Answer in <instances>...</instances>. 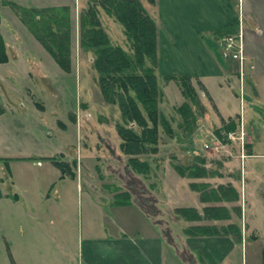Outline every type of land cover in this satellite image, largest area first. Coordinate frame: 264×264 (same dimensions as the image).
Instances as JSON below:
<instances>
[{
	"label": "rangeland",
	"instance_id": "374dc122",
	"mask_svg": "<svg viewBox=\"0 0 264 264\" xmlns=\"http://www.w3.org/2000/svg\"><path fill=\"white\" fill-rule=\"evenodd\" d=\"M10 1L39 8L71 6L72 69L63 70L21 21L14 8L0 0V30L5 36L10 62L16 56L15 61L18 63L14 74L11 65H0V108L7 109L4 114L0 110V264H17L11 252L15 247L14 237L9 240L5 238L6 233L9 235L14 228L15 210H22L18 216L23 217L26 236L42 248L43 255L38 256V264H45L46 261L56 264L70 261L77 264L83 253L82 242L84 246L86 244L83 240L88 226L104 227L112 220H121L118 213L110 220L114 210L111 213L109 206L105 205L114 201L119 190L129 191L130 201L133 199L140 207L154 211L158 206L155 205L156 197L153 195L157 188L150 173H139L129 165L130 156L120 147L122 139L117 129L118 123H124L120 108L102 94L94 64L95 54L80 47V13L93 0ZM98 8L106 33L112 43L120 46L132 59L134 67L138 68L137 73L146 74V70L153 68L158 77V151L140 154L138 157L149 162L165 161L166 167H161V176L164 178L161 186L165 188L168 203L163 207L168 212V218L174 219L172 208L176 196L170 189H180L181 185L176 180V165L180 162L189 163L193 159L204 160L195 156L199 147L206 150L209 158L233 159L239 155V145L237 140L227 137L228 132L218 134L217 123L213 120V104L208 96H204V88L193 83L197 98L200 97L205 106L203 109L184 96L180 81L162 76L159 71L158 40L157 62L146 56L140 65L134 57L132 40L124 24L105 7L98 5ZM237 88L244 97L239 84L234 85V89ZM206 97L209 111L214 117L212 120L206 118L207 108L203 99ZM185 101L190 103L196 117L191 126L193 130L188 133L184 116L179 111ZM140 108L146 116L142 104ZM261 114L263 118L256 116L247 120L246 129L251 130L252 137L257 139L254 149L257 155L248 157V162L254 164L256 171L264 176V111ZM164 119L168 122L167 128ZM149 124L152 121L149 120ZM126 125L141 132L142 126H137L135 121ZM233 142L236 146L229 149L228 146H222L223 143ZM49 156L59 160L65 158V162L71 165L82 180L59 181L58 176L62 171L48 161ZM244 156L240 154L237 157L243 159ZM201 170L191 172L206 173V170ZM54 181L59 196L54 194L53 189L51 198L46 195L42 198L40 193H46ZM204 188L199 189L201 195L216 198L212 189ZM16 193L20 196L17 206L14 204ZM96 196L102 198L105 204L100 205ZM228 197L233 199L235 195L229 193ZM245 204L253 209L247 222L243 223L247 228L248 239L243 246V253L240 247L226 262L264 264V188L254 192L250 198L246 196L244 207ZM51 220L54 223L52 231H56L65 241L64 249L53 244H42L45 232L40 233L39 228L48 230L51 228ZM65 247H69V250ZM22 259V264L30 263L24 257Z\"/></svg>",
	"mask_w": 264,
	"mask_h": 264
},
{
	"label": "crops",
	"instance_id": "0c3cea01",
	"mask_svg": "<svg viewBox=\"0 0 264 264\" xmlns=\"http://www.w3.org/2000/svg\"><path fill=\"white\" fill-rule=\"evenodd\" d=\"M142 2L157 23L159 71L162 72V76L168 74L191 76L195 85L204 88V96H208L213 104L215 119L209 111L208 98H203L207 108L206 118L213 119L214 123H217V129L223 126L224 121L235 120L236 128L232 131L239 133L243 128L245 142L242 146L240 140L237 141L239 155L233 159L209 158L206 150L199 147L195 156H200L204 160L193 159L189 163L178 164L183 167L191 166L192 172L203 169L206 173L183 176L176 169V180L180 181L181 185L180 189H170L176 196L175 206L172 208L174 219L168 218V212L163 207L168 202L165 188L161 186L164 180L161 176L163 173L161 167H166L165 161L162 160L149 162L150 175L157 188L153 193L156 197L155 205H158L154 211L140 207L133 199L130 204L118 203L116 195L121 190L115 194L113 204H105L102 198L96 196L101 202L100 205L104 203L109 206L111 213L114 210L112 217L109 216L110 220L115 213L120 215L121 220H112L104 227L89 225L83 240L86 244L84 246L82 242L83 253L77 264H229L226 261H229L230 256L240 247L243 253V246L248 239L247 228L243 223L247 222L253 209L248 208L247 203L244 207L243 200L264 188L262 187L264 176L256 171L254 164L248 162V157L257 155L254 152L257 139L252 137L251 130L246 129L247 120L256 116L263 118L261 112L264 111V0H142ZM240 28L244 30L248 56L244 97L238 92V88L234 89V85H240L238 64L234 61H225L219 47L222 36ZM7 53L9 55V51ZM14 59H17L16 56ZM10 60L9 57L7 62H0V65H11L14 74L17 70L15 65L18 63ZM0 110L4 114L7 109ZM222 146H228L229 149L236 145L233 142L223 143ZM240 154H245L243 159L238 158ZM50 162L56 166L53 161ZM72 171L75 173L74 176L63 175L61 172L58 180L81 181L82 178ZM50 185L46 193H40L42 198L45 195L51 198L53 189L54 194L59 196L56 182ZM204 186L207 190L230 186L235 196L238 195L239 198L229 199L228 193L232 192L227 188L228 195L224 191H219L222 199L213 196L202 199L199 189H205ZM19 197L18 193L14 195L15 206L20 201ZM208 207H224V210L215 216L212 213L206 214L205 209ZM178 208H194L197 213L190 211L178 213ZM15 212L14 228L9 235L7 233L5 235L7 240L14 237L15 247L10 250L13 251L17 264H22L23 257L31 264H38V256L43 255L42 248L36 245V241L34 243L32 238L30 240L26 236L27 228L23 226V217L18 216L22 214V210ZM262 214L264 215V211ZM196 215H199V218ZM52 221L48 230L39 228L40 233L45 232L43 234L45 241L42 244H53L64 249L65 241L56 231H52L54 226ZM230 225H234V228H229ZM66 249L69 250V247ZM45 264L56 263L46 261ZM60 264L73 263L69 261Z\"/></svg>",
	"mask_w": 264,
	"mask_h": 264
},
{
	"label": "trees",
	"instance_id": "16d2710c",
	"mask_svg": "<svg viewBox=\"0 0 264 264\" xmlns=\"http://www.w3.org/2000/svg\"><path fill=\"white\" fill-rule=\"evenodd\" d=\"M2 2L14 8L21 21L49 51L60 67L65 71H71L73 25L71 6L56 5L39 8L22 5L10 0H2ZM98 5L105 7L109 13L116 15L118 20L124 24L132 40L135 51L134 57L140 65L144 63L146 56H150L154 62H157V23L145 8L142 0H93L82 9L79 22L80 47L95 54L94 64L99 74L98 81L102 94L107 100L117 103L122 120H124V123L121 122L117 125L118 133L122 139L120 147L125 154L130 156L128 159L129 165L135 171L148 175L151 171L150 163L146 159L139 158L138 155L158 151V77L153 68L146 70V74L137 73L138 68L134 67L132 59L120 46H115L106 33L99 15ZM235 32L236 29L227 34ZM5 45L4 36L0 30L1 63L9 60ZM165 78L180 81L184 96L204 109L205 106L199 99L200 97L197 98V91L191 76L172 74L165 76ZM140 104L144 106L146 116L143 114ZM179 111L184 116L187 131L185 132H192L193 128L191 126L196 121V117L190 103L185 101L180 105ZM149 120L152 121V124H149ZM133 121L137 126H142L140 133L136 128L126 125H130ZM163 121L167 128L168 122L165 119ZM235 128V120L230 119L227 122L224 121L223 126L217 132L221 135V132L226 133L235 130ZM47 159L53 161L62 170L63 175H75L68 162L55 157H48ZM176 167L183 176L192 175L191 166L176 165ZM229 189L235 195L230 186ZM226 190L227 186H219L214 189L216 199H222L219 191L226 193ZM116 196L118 203L130 204L128 191L119 192ZM201 198L204 199V196L201 195ZM238 198V195L233 197V199ZM223 208L208 207L205 211L206 214L212 213L217 216L218 212L224 210ZM188 211L197 213L194 208L177 209L178 213ZM196 216L199 218V215ZM229 228H234V225H230Z\"/></svg>",
	"mask_w": 264,
	"mask_h": 264
},
{
	"label": "built area",
	"instance_id": "2783aa9c",
	"mask_svg": "<svg viewBox=\"0 0 264 264\" xmlns=\"http://www.w3.org/2000/svg\"><path fill=\"white\" fill-rule=\"evenodd\" d=\"M219 47L221 55L225 61H234L238 64L240 88L241 92L244 94V77L246 75V70L248 67V56L246 53L244 30L240 28L235 33H230L222 36L220 38ZM226 134L230 140H240L243 146L245 142V134L243 132V128L239 133L237 131H230Z\"/></svg>",
	"mask_w": 264,
	"mask_h": 264
}]
</instances>
